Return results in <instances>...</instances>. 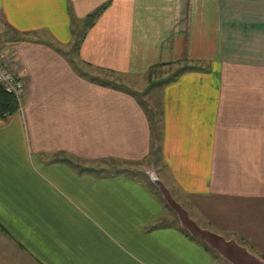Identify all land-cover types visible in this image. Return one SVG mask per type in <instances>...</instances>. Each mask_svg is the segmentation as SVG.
<instances>
[{
    "label": "crops",
    "instance_id": "1",
    "mask_svg": "<svg viewBox=\"0 0 264 264\" xmlns=\"http://www.w3.org/2000/svg\"><path fill=\"white\" fill-rule=\"evenodd\" d=\"M0 46L25 80L0 120V264H224L114 163L147 161L264 260V0H0ZM96 70L160 72L152 105Z\"/></svg>",
    "mask_w": 264,
    "mask_h": 264
},
{
    "label": "water",
    "instance_id": "2",
    "mask_svg": "<svg viewBox=\"0 0 264 264\" xmlns=\"http://www.w3.org/2000/svg\"><path fill=\"white\" fill-rule=\"evenodd\" d=\"M151 182L157 187L168 207L176 214L179 225L192 237L203 241L209 248L231 264H264V260L250 252L235 239H226L222 235L201 227L188 211L171 194L170 190L158 177L153 167L146 172Z\"/></svg>",
    "mask_w": 264,
    "mask_h": 264
},
{
    "label": "rangeland",
    "instance_id": "3",
    "mask_svg": "<svg viewBox=\"0 0 264 264\" xmlns=\"http://www.w3.org/2000/svg\"><path fill=\"white\" fill-rule=\"evenodd\" d=\"M95 74H97V76H100L101 78H106V79L111 78V79L119 82L120 85H122L124 88H126V89H128L130 91H133L135 93H139L138 95H140V97H143L144 102H147V104H149V105H152L151 99H150V93H149V88L151 86V81L154 80V79L159 78V76L161 75V73L160 72L157 73L156 70H153L151 73L149 72L145 76H140V77H138V76H128V75H121V76L120 75H113L112 76V75L107 74V73H104L102 71H98L97 72V70L95 71ZM147 162L137 163V164L136 163H130V162H127V163H124V162H120V163L114 162V163L117 164L118 166L122 167L123 169L127 170L130 173L138 174L139 173V171H138L139 169L147 168V171L149 169H151V167H149V162L148 163ZM154 170H155V168H154ZM113 171H111V172H113ZM138 175L139 176L140 175L142 176L141 173H139ZM147 176H148V174H147ZM189 214L202 227H204V228L205 227L211 228L203 220L199 219L193 212H190ZM173 218H174L175 222L177 223V218L174 216V214H173ZM211 229H213V228H211ZM212 231H215V230H212ZM219 233H220V235H222L226 239H230L231 238L230 237V234L227 233V232H224V233L223 232H219ZM219 259L222 260L224 264H231V263H229L228 261H226L225 259H223L221 257H219Z\"/></svg>",
    "mask_w": 264,
    "mask_h": 264
},
{
    "label": "trees",
    "instance_id": "4",
    "mask_svg": "<svg viewBox=\"0 0 264 264\" xmlns=\"http://www.w3.org/2000/svg\"><path fill=\"white\" fill-rule=\"evenodd\" d=\"M106 7V4L100 6L96 10H94L92 13L88 14L85 18V22L88 24H91L94 19L99 15V13ZM104 73L110 74V75H119L113 71L110 70H101ZM82 75H87L83 73ZM90 79L93 81H96L104 86H110L113 88H119L123 90H128L125 89L122 85L120 86V83L109 78H101L100 76L97 75H89ZM133 93V92H132ZM19 109V103L17 98L14 96V94L6 92L1 86H0V120L5 119L8 115H12L15 112H17ZM155 186V185H154ZM160 194V193H159ZM167 205V204H166ZM168 207V206H167ZM169 208V207H168ZM170 209V208H169ZM171 210V209H170ZM181 228V227H180ZM183 232H185L188 236H190L191 239L203 244L208 250L213 251L218 257H220L213 249L209 248L203 241L192 237L186 230L182 229Z\"/></svg>",
    "mask_w": 264,
    "mask_h": 264
},
{
    "label": "built area",
    "instance_id": "5",
    "mask_svg": "<svg viewBox=\"0 0 264 264\" xmlns=\"http://www.w3.org/2000/svg\"><path fill=\"white\" fill-rule=\"evenodd\" d=\"M19 65L10 48L0 46V86L8 93L14 94L21 109L25 80L18 71Z\"/></svg>",
    "mask_w": 264,
    "mask_h": 264
}]
</instances>
